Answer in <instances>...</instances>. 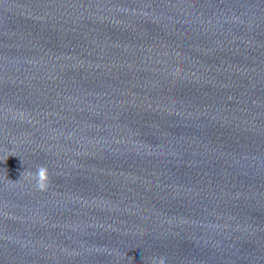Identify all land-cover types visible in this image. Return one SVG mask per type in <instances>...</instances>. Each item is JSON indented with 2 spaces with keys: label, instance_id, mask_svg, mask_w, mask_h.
Returning <instances> with one entry per match:
<instances>
[{
  "label": "clouds",
  "instance_id": "obj_1",
  "mask_svg": "<svg viewBox=\"0 0 264 264\" xmlns=\"http://www.w3.org/2000/svg\"><path fill=\"white\" fill-rule=\"evenodd\" d=\"M24 172L21 173V178L15 182L7 178L6 179L9 182L14 183V184L19 183L21 179L23 178ZM28 175L31 181L35 182L34 186L36 190L45 191L50 186L51 177H50L47 165H44V164L37 165L35 172L29 171ZM154 264H166V257L159 256V257L154 258Z\"/></svg>",
  "mask_w": 264,
  "mask_h": 264
}]
</instances>
